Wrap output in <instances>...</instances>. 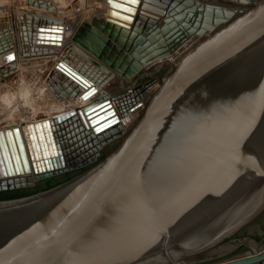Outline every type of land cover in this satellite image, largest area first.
<instances>
[{
	"label": "water",
	"instance_id": "water-1",
	"mask_svg": "<svg viewBox=\"0 0 264 264\" xmlns=\"http://www.w3.org/2000/svg\"><path fill=\"white\" fill-rule=\"evenodd\" d=\"M91 1H103L106 13L70 24L66 50L108 79L129 80L198 42L150 97L154 79L130 86L132 102L122 100L123 88L0 131V192L84 170L50 189L0 199V264H264V0ZM26 5L48 16L33 13L41 21L32 39L60 46L55 0ZM7 46L9 34L0 37ZM76 72L62 63L50 71L59 99L97 92ZM144 99L135 125L99 159ZM31 168L40 174L34 180L23 176Z\"/></svg>",
	"mask_w": 264,
	"mask_h": 264
},
{
	"label": "rangeland",
	"instance_id": "rangeland-1",
	"mask_svg": "<svg viewBox=\"0 0 264 264\" xmlns=\"http://www.w3.org/2000/svg\"><path fill=\"white\" fill-rule=\"evenodd\" d=\"M12 5L13 4L9 1L7 2V0H2V2H0V6H4L7 8L3 10L2 13L0 12V37L6 34H9L10 36L11 33L13 34L12 29H15L14 32L16 33L15 35L18 36L17 41H19L18 46L20 50L18 51V48H16L14 39L13 38L11 39V36H10V42H11L12 47L7 46L6 48L4 47L0 48L1 49L0 50V126H6L7 124L8 125H13V124L23 125V124H27V122L31 123L34 121H40L46 118H50L52 117V115H55L56 113L57 114L61 113V111L65 112V109L63 108V106L66 103L68 104V106H71V105L81 106L82 100H69L65 98H62L65 100L59 99V96H60L59 94H61L60 90L56 89L57 85H55V83L51 81V78H49L50 72L48 71L50 68L56 66L59 63L58 60L52 59L51 57L46 58L44 54L32 56V57L22 55V53H29L28 46L21 47V44L28 45L23 40L25 36L22 35V33L25 35L24 32L27 31V29L22 27L23 29L19 31L20 28H17L16 25L15 26L13 24L11 25L9 16L11 15V12L15 10V8H13ZM25 8L28 10L34 11V12H38L35 9L33 10L30 7H28L26 3H25ZM92 9H94V7ZM64 15H66L65 12L63 13L62 17L58 19L62 20L63 25H68L65 22H63ZM18 16L20 15L18 14ZM15 48L16 50L14 51ZM48 52L51 53L49 50ZM9 54L12 57H14L13 61L8 59ZM44 57H45L44 62H40L41 60L37 59V58H44ZM71 59L75 61L74 58H71ZM76 65H80L79 67H81V62H79ZM35 66L36 67L42 66L44 68V71L41 75L34 74ZM22 68H24L23 71H21ZM169 68L170 66L165 65V66H162L161 69L159 68L157 69L155 65H153L152 67H150L148 70L144 72V73H147V75L145 78L141 77L140 81L142 79H147L145 83H147L148 81L152 79H156L157 81H160L162 77L164 76V74L169 70ZM9 71L10 72L13 71L12 74H9L6 76L3 75ZM52 76L55 78L56 81H58V78L56 76L54 75ZM131 79L129 80L123 79L124 85L123 86L121 84L120 85L123 88L133 86L136 83L137 79H133V80ZM115 82H116L115 80H111L110 84L108 85L109 87H111L109 91L111 92V94H116L120 91V88H119L120 85ZM106 86L107 85H105V87ZM51 88L57 92L56 94L58 96L54 95L55 91L53 93V90ZM41 90H42V93H41ZM106 91H107L106 88H102L101 92H106ZM63 103L64 105L62 106ZM52 106L54 107L57 106V109L54 107L53 109ZM113 143L117 144L118 142L115 141L110 144H113ZM104 152L105 151L101 153V156L99 159H102L108 154L107 153L106 155H103ZM82 171L84 170L67 172V173L56 175L50 178H39L37 180H34L35 182L34 188H25V189H18V190H12V191L23 192V193L35 192L37 190L42 191V189H45L48 185L60 184L70 179L71 177L81 173ZM3 192H6V191H3ZM1 195H2V192H0V196Z\"/></svg>",
	"mask_w": 264,
	"mask_h": 264
},
{
	"label": "bare ground",
	"instance_id": "bare-ground-1",
	"mask_svg": "<svg viewBox=\"0 0 264 264\" xmlns=\"http://www.w3.org/2000/svg\"><path fill=\"white\" fill-rule=\"evenodd\" d=\"M104 3V2H103ZM102 3V4H103ZM220 5V4H218ZM105 6V4H104ZM221 7H223L225 10H230L232 9L230 6H227V5H220ZM102 7V5H101ZM103 8V7H102ZM107 11V8L105 6V9L103 10V12L101 13L102 16L106 13ZM40 16H42V18L46 17L45 15H42L40 14ZM20 18V16H19ZM54 20H56L57 22H62L61 19H57V18H53ZM77 23H74V27L76 26ZM79 25V24H78ZM17 28H20L19 31L21 30V26L19 27V23H17ZM25 28V27H24ZM23 29V28H22ZM26 30V29H25ZM75 30V28H73L71 25H63V29H62V34H61V42H60V46H48V45H41L38 43H36V38L32 39L33 37V33L35 31L34 30H31V29H27V31H25V35L22 33L23 36H25L23 38L24 42H26L28 45H22L21 44V47H25V46H28L29 47V52H31L32 49H34V47H38V46H41L43 49H44V54L45 57H51V58H55L56 60H58L59 63H62L66 66V68L76 72V70H79V71H83L84 75H86V77L88 78H91L93 81H95L97 83L94 84L97 92L95 94H93L90 98H88L87 100L85 101H82L81 102V106H78V105H71V106H68V104L66 103L64 105V103L62 104L63 108L65 109V112H69V111H77L78 109H81L83 107H89L90 105H93L95 104L96 102H102L103 100H105V95L106 94H109V95H113L111 94L110 92L106 91V92H101L102 91V88H105V85H107L108 83H110L111 80H115L116 82H118L119 84H121L122 86L124 85L123 83V79L117 77V76H114L113 79L110 78L108 79L107 76L101 71L98 69V67H94L92 65H88L81 57H79L77 54H76V51H73L72 49H67L69 44H71V41H70V38H71V35L73 34V31ZM22 32V31H21ZM21 36V35H20ZM198 42V37H193L191 40H189L187 43H185L183 46H181L177 51H175L172 55L168 56L167 58L165 59H161L159 61H156L154 63H152L151 65H149V67L143 69L142 71H140V73H144L146 70H148L150 67H152L153 65H155V67L158 69H161L160 67L162 66H165V65H168L170 67H173L175 65L178 64V62L180 61L181 57L184 55V53L189 50L192 46H194L196 43ZM22 43V42H21ZM25 43V44H26ZM26 49V48H24ZM48 50L51 52L49 53ZM27 51V50H26ZM53 55V56H51ZM44 57V58H45ZM71 58H74L75 61H73V59ZM79 62H81V67H79L80 65H76L78 64ZM55 68V66L52 68V70ZM76 69V70H74ZM51 70V71H52ZM77 73V72H76ZM99 73V74H98ZM153 73V72H152ZM53 75V73H50ZM101 74V77H99L98 75ZM139 74V73H138ZM83 75V76H84ZM57 77V76H56ZM140 77V76H139ZM58 78V81H59V77ZM84 78V77H83ZM102 78V79H100ZM135 77H133L131 80H133ZM155 80V84L151 87V89L149 90V96L150 97L156 90L157 88L159 87V83L156 79ZM120 85V91H122L123 87ZM126 85V84H125ZM136 85V84H135ZM52 89V88H51ZM57 89V88H56ZM126 89V95L123 96L122 100L126 103L128 102H132L134 101V97H135V94H134V91L135 90L134 88L132 87H126L124 88ZM43 90V89H42ZM42 90H41V93H42ZM45 90V88H44ZM43 90V91H44ZM50 90V89H49ZM53 90V93H54V89ZM130 91V92H129ZM57 92L55 91V94L54 95H57L56 94ZM60 95V94H59ZM58 96V95H57ZM121 96V95H119ZM66 99V98H65ZM69 100H73V99H69ZM76 100H79V99H76ZM148 100V98H147ZM147 100L144 99L142 100V106L140 107H137L129 116H128V120H124V121H120L119 122V125L121 126L122 128V131H123V134L120 136L119 138V142L116 144V146H118L121 141L123 140V138L126 137V135L128 134L129 130L135 125L136 121L138 120V118L140 117V115L143 113L146 105H147ZM120 101V100H119ZM61 104V103H60ZM54 106H52L53 108ZM72 107V108H71ZM57 109V106L54 107ZM53 108V109H54ZM12 112V111H11ZM65 112H62V113H65ZM60 113V114H62ZM11 114V113H10ZM48 119V118H46ZM45 120V119H44ZM42 121V120H40ZM79 121L81 123V126L84 130H86L87 128V124L84 125V123L82 122V120L80 119L79 117ZM2 122V121H1ZM36 122H39V121H34V122H27V124H13V125H6V126H0V131H3L5 129H8V128H12L13 126H17L19 128H21L22 126H27L29 124H34ZM26 123V122H25ZM53 135V133H52ZM91 149V147H87V149L84 151L83 154L87 153L88 154V151ZM46 173V172H45ZM40 175L39 172H37V175H35V173L33 172L32 168H31V171L30 173L28 174H24L23 176L24 177H30L32 180L35 179L36 176ZM19 176H17V174H14L13 176H7L5 179H12V178H17Z\"/></svg>",
	"mask_w": 264,
	"mask_h": 264
},
{
	"label": "crops",
	"instance_id": "crops-1",
	"mask_svg": "<svg viewBox=\"0 0 264 264\" xmlns=\"http://www.w3.org/2000/svg\"><path fill=\"white\" fill-rule=\"evenodd\" d=\"M8 1L11 2L13 4L12 5L13 8H15V10L13 12H11V15L9 16L11 25L13 24L14 26L15 25L17 26V23L19 22V27H20V25H22L21 29H22V27L23 28L25 27L26 29L29 28L31 30H34L39 26L38 22H40L41 19L38 18V16L33 15V13L36 14V12L28 10L25 8V3L27 2V0H7V2ZM46 1H51V0H44V3H46ZM0 2H2V0H0ZM102 3H103V1L100 2V1H91V0H55V6L60 7L61 14L57 15L53 18H57V19L61 18L63 13L65 12L66 15L63 16V22H65L66 24H69V25L72 24L73 22H75V23H77L76 25H78L82 21H89L90 19L96 18V17L100 18L102 16L101 13L105 9L104 3L103 4ZM101 5L103 8L101 7ZM68 7H70V10L67 12L66 8H68ZM93 7H94V9H92ZM0 8H3L4 10L7 9L4 6H0ZM27 11L30 12L31 14H26ZM42 12H38V13L47 16L45 12H43V13ZM18 14L20 15V18L18 16ZM12 31H13V29H12ZM15 34H16L15 32L13 34L11 33L10 36H11V39L12 38L14 39L15 46H16V48H18V51H19L20 50L19 46H18L19 41H17L18 36H16ZM16 48L14 49V51L16 50ZM37 59H40L41 60L40 62H44L45 58H37ZM52 59H55V58H52ZM52 68H50L48 71L50 72ZM23 70H24V68H22L21 71H23ZM34 70H35V73H34L35 75H41L44 71V68L42 66H40V67L35 66ZM18 71H20V70H18ZM98 76L101 77V74ZM100 79H102V78H100ZM115 83H118V82H115ZM105 88L107 89L108 92L111 89V87H109L108 85ZM62 112L63 111H61V113ZM58 114H60V113H58ZM58 114L56 113L55 115H58ZM52 116H54V115H52Z\"/></svg>",
	"mask_w": 264,
	"mask_h": 264
},
{
	"label": "trees",
	"instance_id": "trees-1",
	"mask_svg": "<svg viewBox=\"0 0 264 264\" xmlns=\"http://www.w3.org/2000/svg\"><path fill=\"white\" fill-rule=\"evenodd\" d=\"M58 185V184H56ZM56 185H48L45 189H42V191L50 189ZM40 191V190H37ZM35 191V192H37ZM35 192H29V193H23V192H15V191H6V192H2V195L0 196V199H17V198H21V197H25V196H29Z\"/></svg>",
	"mask_w": 264,
	"mask_h": 264
},
{
	"label": "flooded vegetation",
	"instance_id": "flooded-vegetation-1",
	"mask_svg": "<svg viewBox=\"0 0 264 264\" xmlns=\"http://www.w3.org/2000/svg\"><path fill=\"white\" fill-rule=\"evenodd\" d=\"M146 75H147V73H140V74H138L134 79H137V81H136V85L134 84V86H139V85H143V84H145V82H146V80L147 79H142L141 81H140V78L142 77H146ZM140 76V77H139ZM116 146V144L115 143H113V144H109L107 147H106V150H104L105 152L103 153V155H106L107 153H109V152H111L112 150H113V148Z\"/></svg>",
	"mask_w": 264,
	"mask_h": 264
},
{
	"label": "snow or ice",
	"instance_id": "snow-or-ice-1",
	"mask_svg": "<svg viewBox=\"0 0 264 264\" xmlns=\"http://www.w3.org/2000/svg\"><path fill=\"white\" fill-rule=\"evenodd\" d=\"M131 2H133V3H135L136 2V0H131ZM116 7H120V5L119 4H117V5H115ZM8 59L9 60H12V59H14V57H12V56H9L8 57Z\"/></svg>",
	"mask_w": 264,
	"mask_h": 264
}]
</instances>
